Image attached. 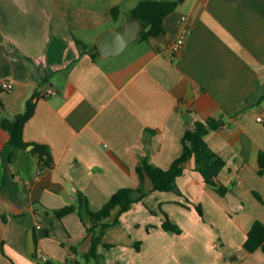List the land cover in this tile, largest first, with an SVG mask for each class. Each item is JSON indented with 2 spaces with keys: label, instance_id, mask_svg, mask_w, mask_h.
<instances>
[{
  "label": "crops",
  "instance_id": "obj_1",
  "mask_svg": "<svg viewBox=\"0 0 264 264\" xmlns=\"http://www.w3.org/2000/svg\"><path fill=\"white\" fill-rule=\"evenodd\" d=\"M137 1L0 0V83L13 84L0 86V116L35 103L25 148L0 127V264H43L37 250L51 264H97L83 257L90 236L80 216L52 210L77 191L96 210L119 187H137L139 158L167 169L185 128L206 118L221 121L204 140L225 162L214 180L228 190L206 183L190 158L175 178L180 192H149L106 230L101 264H264L263 250L242 247L252 223L264 225V0H170L164 31L118 54L92 59L76 43L121 28ZM180 25L189 32L172 57ZM35 142L51 153L44 170ZM164 214L179 233L161 227Z\"/></svg>",
  "mask_w": 264,
  "mask_h": 264
},
{
  "label": "trees",
  "instance_id": "obj_2",
  "mask_svg": "<svg viewBox=\"0 0 264 264\" xmlns=\"http://www.w3.org/2000/svg\"><path fill=\"white\" fill-rule=\"evenodd\" d=\"M176 2L170 0H138L132 8V16L138 18L141 23V30L137 37L138 40L147 39L151 36H157L164 31L162 20L164 15L170 13L175 9ZM117 8H113L112 16L116 14ZM150 25L149 29H145ZM76 43L82 45L84 51L95 59L99 54L96 44L87 46L84 43L76 40ZM74 60V59H73ZM73 60L66 65L69 66ZM35 103L29 97L25 101L24 109L16 113L11 119L0 116V127L8 133V144H13L25 148L29 143L23 141L22 128L25 121L33 114ZM1 108V103H0ZM1 110V109H0ZM221 124L220 120L213 118H206L204 120L194 121L193 126L185 128L180 142L182 144V151L180 155L174 158L170 166L165 169L148 163L147 156L139 158L136 171L139 175V184L135 188L119 187L108 200L102 204L98 209L93 210L87 203L86 195L81 191H77L75 202L71 205L61 207L52 212L58 217L64 216L70 212H76L80 216V220L85 227L86 233L90 236L89 250L84 254L85 260L93 258L97 264H101L103 258L102 253L97 252L96 247L102 243L104 247H109L110 244L104 243L103 238L106 230L119 222L118 218L122 212L127 211L132 203L145 197L149 192L155 190L175 191L180 192L175 183V178L182 173L183 164L190 158L194 157V168L199 170L204 177V181L208 184L215 185L219 193L224 194L228 188L226 185L216 184L215 178L217 172L223 167L224 160L217 153L213 152L204 140L205 134L209 130H216ZM32 151L38 153V167L39 170L46 169L51 165V153L46 145L41 142L32 143ZM258 174L264 171V152L259 151L258 154ZM149 177L150 189L144 188L143 177ZM196 210L202 215L200 206L195 205ZM116 209V210H115ZM115 210L114 217L109 219L112 211ZM164 219L161 220V227L166 231H173L179 233L180 227L170 221L169 217L164 214ZM135 247L138 248V242H135ZM242 247L247 252H253L256 249L264 251V225L256 220L252 223L247 232L246 239L242 243ZM73 250L75 248L73 247ZM44 264H51L46 262Z\"/></svg>",
  "mask_w": 264,
  "mask_h": 264
},
{
  "label": "water",
  "instance_id": "obj_3",
  "mask_svg": "<svg viewBox=\"0 0 264 264\" xmlns=\"http://www.w3.org/2000/svg\"><path fill=\"white\" fill-rule=\"evenodd\" d=\"M147 25L145 29H149ZM138 18L132 16L119 29H106L95 38V43L101 56H109L120 53L126 46L137 38L141 30Z\"/></svg>",
  "mask_w": 264,
  "mask_h": 264
},
{
  "label": "built area",
  "instance_id": "obj_4",
  "mask_svg": "<svg viewBox=\"0 0 264 264\" xmlns=\"http://www.w3.org/2000/svg\"><path fill=\"white\" fill-rule=\"evenodd\" d=\"M188 32H189V29L187 27L180 25L179 36H177L170 44V50H171L172 57H175L180 53L182 46H183L184 38L185 36H187ZM0 86L6 91H11L13 88L12 82L4 81V80L0 83ZM257 118H258L257 120L262 119L261 116H258ZM35 258L43 264L48 262V256L45 255L43 252H41V250L36 251Z\"/></svg>",
  "mask_w": 264,
  "mask_h": 264
},
{
  "label": "rangeland",
  "instance_id": "obj_5",
  "mask_svg": "<svg viewBox=\"0 0 264 264\" xmlns=\"http://www.w3.org/2000/svg\"><path fill=\"white\" fill-rule=\"evenodd\" d=\"M132 48V47H131ZM131 49H129V51H126L122 56H120L121 58H125L126 56H128L130 54ZM91 262H94L93 259L91 260Z\"/></svg>",
  "mask_w": 264,
  "mask_h": 264
}]
</instances>
